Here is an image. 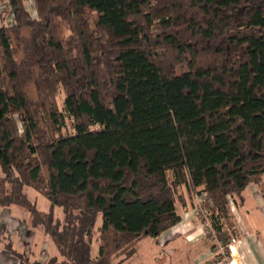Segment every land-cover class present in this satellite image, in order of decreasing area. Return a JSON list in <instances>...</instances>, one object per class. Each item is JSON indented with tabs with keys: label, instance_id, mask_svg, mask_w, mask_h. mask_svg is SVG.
Returning a JSON list of instances; mask_svg holds the SVG:
<instances>
[{
	"label": "trees",
	"instance_id": "trees-1",
	"mask_svg": "<svg viewBox=\"0 0 264 264\" xmlns=\"http://www.w3.org/2000/svg\"><path fill=\"white\" fill-rule=\"evenodd\" d=\"M2 1L0 210H24L48 264L158 245L182 188L229 255L232 197L264 199V0Z\"/></svg>",
	"mask_w": 264,
	"mask_h": 264
},
{
	"label": "crops",
	"instance_id": "crops-1",
	"mask_svg": "<svg viewBox=\"0 0 264 264\" xmlns=\"http://www.w3.org/2000/svg\"><path fill=\"white\" fill-rule=\"evenodd\" d=\"M10 15L11 17L4 18L8 25L13 22L12 13ZM5 21H1L2 24ZM261 189L264 190V186ZM232 214L237 229L235 237L237 242L229 250V255L224 254V249L220 251L219 245H206V240L213 238L208 236L211 234L209 232L205 236L200 234L199 238L185 243L184 237L176 233L179 226L184 228L183 231H179L181 234L183 232L188 235L193 231V227L196 226L189 219L184 221V224L181 221L177 226L163 233L158 239V245L151 240V245L159 250L155 249L156 252L148 255L150 260L146 258L139 264H231V261L232 264H264V199L256 186L250 185L239 196L232 197ZM161 243L167 245V250L163 251L159 247ZM18 254L23 255L25 264H48L56 255V251L48 238L35 233L26 224L25 214L21 208L2 209L0 210V264H19L16 256Z\"/></svg>",
	"mask_w": 264,
	"mask_h": 264
},
{
	"label": "rangeland",
	"instance_id": "rangeland-1",
	"mask_svg": "<svg viewBox=\"0 0 264 264\" xmlns=\"http://www.w3.org/2000/svg\"><path fill=\"white\" fill-rule=\"evenodd\" d=\"M3 5H4L3 1L0 0V14L3 13V9L5 7V6L3 7ZM25 6H26L27 10L29 9L31 15L33 17H35L36 14H35V11H34V7H33V4H32V1L31 2H26ZM6 16L7 17H9V16L11 17L10 13H8V15L7 14H2L3 18H5ZM5 20L6 19H4V21ZM0 23L2 24L1 19H0ZM4 25H8V23L5 21ZM58 107H59V109L63 108V105H62L60 97H58ZM65 122H66V131L65 132H68V133L72 132L71 128L69 127V120L66 119ZM196 192H195V194H193L191 196V194H187V193H189L187 189L182 188V193H183V195L185 197V200L187 201V207L185 209L180 208L178 210V214L181 217V221L183 222V224L185 223L184 221L191 219L192 224L194 226H196V227H193L194 228L193 231L191 233H189L188 235L184 234L183 232H182V234H184V235H182L180 232L183 231L184 228L182 226H179L178 232L176 234L177 235L180 234L182 237H184V242L185 241L190 242L193 239L195 240L196 238H199L200 234H203L205 236L206 230H210L209 228L205 227L204 223L200 222L201 218L202 219L205 218L204 217L205 215L204 214H200V212H199V206L203 203V200L201 198H203L204 195L201 194L202 195L201 196V195H199ZM28 194H29L30 199L36 201V206H37V208L40 211H46L47 210L48 203H47V201L45 199H43L40 195L35 193L33 190H28ZM230 204H231V207H232V199L230 201ZM22 211L24 212V210H22ZM55 214L57 216H62L60 209H57ZM99 224H100V222L98 223V225ZM192 224L190 223L191 226H193ZM190 225H188V226H190ZM210 232L212 233L211 230H210ZM206 241H207V243H206L207 246H213V244L215 246H218L213 239L212 240L207 239ZM150 242H151V239H149V238L144 239L143 241H141L139 243V245L136 247V250H134V253L131 256V259L128 260L127 262L123 263V264H139V263H143L146 260V258L150 260L148 255L150 253H152V252H156V251H154L155 249L159 250L157 247L155 248L154 245H151ZM162 243H161V245L159 247H161L163 249V251L167 250V248H168L167 245H164ZM202 246H205V245H202ZM95 248L97 249V242L94 245L93 254L96 252ZM149 248H152V250H149ZM162 254H164V252ZM231 264H232V261H231Z\"/></svg>",
	"mask_w": 264,
	"mask_h": 264
},
{
	"label": "built area",
	"instance_id": "built-area-1",
	"mask_svg": "<svg viewBox=\"0 0 264 264\" xmlns=\"http://www.w3.org/2000/svg\"><path fill=\"white\" fill-rule=\"evenodd\" d=\"M26 2H31L32 0H25ZM203 195V194H202ZM201 195V196H202ZM204 197H205V195L203 196V198H201L202 200L204 199ZM199 211H200V206H199ZM207 232H210V230L209 231H206V233ZM237 242V240L236 239H232L228 244H227V248L229 249V250H231L232 249V247L234 246V244ZM223 250V247L221 246L220 247V251H222Z\"/></svg>",
	"mask_w": 264,
	"mask_h": 264
}]
</instances>
